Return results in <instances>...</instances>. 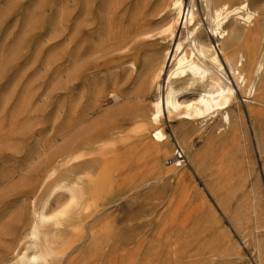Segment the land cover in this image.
<instances>
[{
  "label": "rangeland",
  "instance_id": "1",
  "mask_svg": "<svg viewBox=\"0 0 264 264\" xmlns=\"http://www.w3.org/2000/svg\"><path fill=\"white\" fill-rule=\"evenodd\" d=\"M107 1L0 0V264L21 247L33 208L55 199L51 183L38 198L46 172L56 179L80 173L93 194L63 225L60 252L49 264H264L258 251L264 242L263 89L252 97L235 87L244 126L238 136L216 113L181 122L163 105L160 128L168 141L158 151L129 123L153 102L133 97L142 72L130 69L139 47L118 42L138 1L110 20L114 44L104 40ZM183 1L185 8L194 3L211 35L200 0ZM248 1L259 16L247 29L264 33V0ZM182 22L168 41L172 53L159 79L164 89L176 44L188 46ZM210 40L217 48L216 38ZM185 80L175 84L180 99L196 93ZM112 127L100 144L64 153L75 138ZM110 141L108 165L123 167L101 180L102 162L92 156ZM174 145L182 150L179 166L168 162Z\"/></svg>",
  "mask_w": 264,
  "mask_h": 264
},
{
  "label": "bare ground",
  "instance_id": "2",
  "mask_svg": "<svg viewBox=\"0 0 264 264\" xmlns=\"http://www.w3.org/2000/svg\"><path fill=\"white\" fill-rule=\"evenodd\" d=\"M129 1L108 0L101 9V15L108 22V36L104 40L109 43L114 44L116 39L111 32L110 20L114 19V15L126 7ZM137 1L134 2L136 4L127 28L121 37L118 35L121 38L118 42L122 47L130 43V50L139 47L132 56L130 69L132 73H136L138 68L142 72L133 97L139 104H143L146 98H153L152 104H148L145 112L139 111L140 114L129 120V123H135V133L140 137L145 136L159 151V147L168 141V136L160 128L164 105L168 116H179L181 122L185 119L205 118L216 113L219 116L218 122L227 125L233 136L241 134L244 126L240 103L235 102V87L242 95L251 94L256 97L262 93L261 98L264 99V33L256 27L247 29L257 21V9L251 7L248 0H200L211 32V35H208L199 24L198 14L193 8L194 3L185 8L183 0ZM179 19H183L185 40L189 42L186 48L181 42L176 44L164 89L159 79L166 67V59L171 56L172 49L170 50L168 41L174 35ZM230 19H234L233 22ZM210 36L216 38L217 48L212 44ZM75 57L77 58V55ZM222 60L227 65L232 79L226 74ZM183 80L196 90L195 95L189 99H180L181 88L175 87L177 82ZM115 88L110 89L114 98L118 96V88ZM260 89H263V92L259 93ZM162 92L165 93L164 96ZM95 106L96 109L98 106ZM87 110L89 113L92 111ZM115 129L112 127L101 132H87L75 138L64 153L72 154L81 147L96 146L104 137L113 134ZM149 133L153 135L150 137ZM183 139L190 144L187 136ZM114 144L110 141L100 145L95 151V156H92L93 161L102 162L101 180L107 176L114 178L119 174V170H122L123 166L108 165V160L114 157ZM182 163L183 160L176 159L170 165L179 166ZM56 178L55 172H46L41 178L38 198L49 183L50 192L55 193L56 197L53 201L46 198L38 204V208H33L31 221L23 228L21 247L13 252L9 264H49L60 252L63 225L72 220L93 196L84 186L85 181L80 173L62 179ZM60 197L63 198L62 201L58 200ZM258 251L264 255V242L258 245Z\"/></svg>",
  "mask_w": 264,
  "mask_h": 264
},
{
  "label": "built area",
  "instance_id": "3",
  "mask_svg": "<svg viewBox=\"0 0 264 264\" xmlns=\"http://www.w3.org/2000/svg\"><path fill=\"white\" fill-rule=\"evenodd\" d=\"M174 159H182V151L177 145L173 146L172 154L168 157V162L171 163Z\"/></svg>",
  "mask_w": 264,
  "mask_h": 264
}]
</instances>
